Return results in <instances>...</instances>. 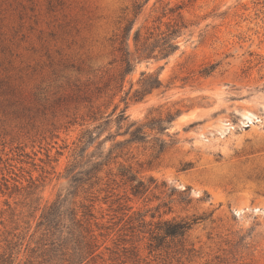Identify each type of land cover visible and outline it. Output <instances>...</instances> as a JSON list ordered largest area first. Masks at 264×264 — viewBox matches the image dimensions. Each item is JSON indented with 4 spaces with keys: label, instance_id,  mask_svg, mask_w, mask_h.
<instances>
[{
    "label": "rangeland",
    "instance_id": "374dc122",
    "mask_svg": "<svg viewBox=\"0 0 264 264\" xmlns=\"http://www.w3.org/2000/svg\"><path fill=\"white\" fill-rule=\"evenodd\" d=\"M167 4L184 6L180 50L123 82V28L141 5L134 30L154 25ZM143 71L166 87L126 103ZM177 111L163 134L88 176L91 156L133 123ZM106 120L72 168L82 134ZM121 166L155 182L135 197ZM88 210L91 248L72 237ZM193 217L184 237L151 248L160 221ZM0 264H264V0H0Z\"/></svg>",
    "mask_w": 264,
    "mask_h": 264
},
{
    "label": "trees",
    "instance_id": "16d2710c",
    "mask_svg": "<svg viewBox=\"0 0 264 264\" xmlns=\"http://www.w3.org/2000/svg\"><path fill=\"white\" fill-rule=\"evenodd\" d=\"M142 6L143 5L140 6V11L137 13L136 18L128 22L120 35L118 50L121 54V62L124 65V69L121 73L123 76V82L128 75L135 72L136 66L139 63H151L152 61L159 62L162 60H169L171 56L180 50L179 40L185 35V31L189 28L183 13L184 6L178 5L176 7H171L170 4H167L164 6L161 15L155 19L154 25L149 27L142 25L134 30V26L136 24L137 17L141 13ZM219 66L220 63L205 65L198 71L197 75L199 78H208L213 75ZM194 76V74L193 76H187L183 78L182 81H184V84H187L189 80H193ZM137 83L139 85L138 88L133 90L134 85L132 84L130 91L126 95L127 97L123 99V101H126V103L131 92V99L139 102L144 100L145 97L153 94L155 91L166 87L160 78V73L147 71L141 72V76ZM178 113L179 111L176 113H168L165 118L160 116L158 118H152L144 123H133V129L127 132L129 134L128 139L124 141H116L105 155L103 152H101L97 157L96 155L91 156V158H95L96 162H91L92 160L87 161V163L91 165V169L87 173L88 176L91 175V178H99L98 176L103 172L104 167L109 166L112 160L115 161L120 157L119 154L115 155V157L112 156L116 149H120V151L123 152V149L126 146L146 143L147 139L154 132L157 134H163L168 129V126L175 120ZM124 115L125 110L121 111L118 117L123 118ZM95 121L99 120L95 119ZM108 124L109 120H106L98 124L93 130H87L82 134L79 140L75 163L71 165L72 168L79 166L81 160L78 161V158H83V155L87 152V150L92 147L97 139L101 137L102 132L106 129ZM159 143L160 144H158V146H155L158 154L164 152L168 146L167 142L164 140H159ZM138 175V172L134 171L132 166H121L118 174V177H120L123 184L125 186H129L131 194L135 197L144 195L149 190V183L155 182L152 178H150L149 183H147L145 180L140 179ZM75 177L76 176H73L72 178L73 182L80 181ZM88 180H90V178ZM186 190L184 192H186ZM181 200L182 202H191L188 197H183ZM165 206L167 207V204ZM168 210H170V208H168ZM51 215L52 213L43 215L39 226H45L46 229H48L52 223L50 221ZM83 216H89L90 218L85 219V221L84 219H79L78 221L74 222L77 225L76 227H78V229L81 228L82 230H78V235L75 236V234H73L72 237H76L75 239L77 242L81 237L83 239H87L88 243L86 244L85 248H91L95 242V236L91 234L92 231L90 230L89 226L87 227L85 225H89V220L91 217L93 218V213L91 210H88V212H85ZM198 220L199 218L193 217L190 220L182 221H160L158 223V229L161 232L152 236L150 245L151 248H158L161 245V242L166 238L184 237ZM82 232H86L87 235L83 236Z\"/></svg>",
    "mask_w": 264,
    "mask_h": 264
}]
</instances>
